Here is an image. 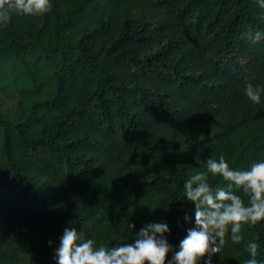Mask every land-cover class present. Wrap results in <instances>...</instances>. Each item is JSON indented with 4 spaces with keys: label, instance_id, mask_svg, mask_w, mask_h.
<instances>
[{
    "label": "trees",
    "instance_id": "obj_1",
    "mask_svg": "<svg viewBox=\"0 0 264 264\" xmlns=\"http://www.w3.org/2000/svg\"><path fill=\"white\" fill-rule=\"evenodd\" d=\"M52 3L0 26V264H55L68 226L111 247L161 221L174 246L167 264L195 227L184 181L209 157L239 170L264 159V96L257 105L243 91L245 78L264 84V40L246 36L264 30V9L257 0ZM10 93L15 119L2 106ZM242 232L213 264H244L250 240L264 249V221Z\"/></svg>",
    "mask_w": 264,
    "mask_h": 264
},
{
    "label": "clouds",
    "instance_id": "obj_2",
    "mask_svg": "<svg viewBox=\"0 0 264 264\" xmlns=\"http://www.w3.org/2000/svg\"><path fill=\"white\" fill-rule=\"evenodd\" d=\"M264 9V0H257ZM52 0H0V26H6L13 14L40 16L51 12ZM247 39L253 43L264 40V30H249ZM245 96L254 104L262 103L264 84H254L245 78ZM204 170L195 172L184 181L185 199L195 205V227L187 230L167 264H213V258L221 252L226 237L233 245L245 240L242 228L264 221V159L253 161L246 169L230 167L223 155L209 157L201 163ZM222 177L227 184L213 188L209 176ZM233 189H236L234 191ZM242 192L247 197L238 194ZM186 222L192 217L187 213ZM170 226L166 222L144 224L132 243H117L111 247L97 245L96 240L84 230L65 227L59 246L54 249L55 264H166V257L173 252L166 234ZM49 245L52 241L48 242ZM249 258L244 264H264L261 243H246Z\"/></svg>",
    "mask_w": 264,
    "mask_h": 264
},
{
    "label": "rangeland",
    "instance_id": "obj_3",
    "mask_svg": "<svg viewBox=\"0 0 264 264\" xmlns=\"http://www.w3.org/2000/svg\"><path fill=\"white\" fill-rule=\"evenodd\" d=\"M3 98V110L6 118L15 119L17 116V103L18 98L10 93L8 95H2Z\"/></svg>",
    "mask_w": 264,
    "mask_h": 264
}]
</instances>
